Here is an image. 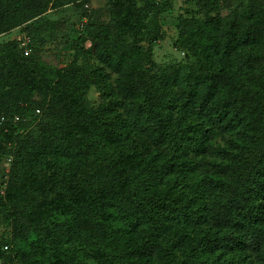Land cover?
<instances>
[{
    "label": "rangeland",
    "instance_id": "374dc122",
    "mask_svg": "<svg viewBox=\"0 0 264 264\" xmlns=\"http://www.w3.org/2000/svg\"><path fill=\"white\" fill-rule=\"evenodd\" d=\"M0 112L9 119L2 195L11 174L23 186L48 176L99 183L125 149L83 157L88 136L75 127L88 119L99 140L130 128L137 150L151 144L134 193L156 263L264 264V0H0ZM60 202L56 192L18 207L0 198V264L137 259L135 249H107L121 241L114 222L92 218L85 203L82 220L52 210ZM41 205L51 216L34 215Z\"/></svg>",
    "mask_w": 264,
    "mask_h": 264
},
{
    "label": "trees",
    "instance_id": "16d2710c",
    "mask_svg": "<svg viewBox=\"0 0 264 264\" xmlns=\"http://www.w3.org/2000/svg\"><path fill=\"white\" fill-rule=\"evenodd\" d=\"M53 1L59 3V5L70 3V0ZM84 1L85 0H74L70 5H80ZM149 1L152 4H156L154 0ZM162 2H164V0H162ZM24 39L25 37L23 41ZM181 46V43L178 42V48H181ZM34 62L33 60L28 61V67H30L34 82L35 84H44L45 79H42L40 76V73L34 66ZM149 95L151 98V94ZM236 99L241 102L248 100L254 110L258 109L257 101L255 100L256 102L254 104L253 98L246 93H236ZM150 101L151 104H155L156 102L155 99L152 98ZM36 109L40 112L39 108ZM1 115H4L7 119L4 123L0 124V129H3L8 125L9 119L5 113L0 112V116ZM89 119L93 121L91 122L92 124L95 123L96 127L99 126L93 117L89 116ZM88 122L89 120L87 119L86 125ZM86 125L75 127L78 130H85L88 136L84 144L80 145V150L84 152L83 157L99 155L104 148L110 149L116 144H118V146H123L125 149V153L118 157V166L114 170L103 175L101 174V178H104V180L95 184L93 181H88L83 178L72 177L70 179H54L48 176L34 178L23 186L16 183L19 175L11 174L6 184L4 194L2 195L0 192V198H4L12 207H18L22 205L26 198H33L52 192H56L57 194L61 193V195L66 197V202H60L56 204V206L52 203V210L56 208L63 212L72 210L78 215L77 220H82L85 217L81 214V203L89 204L92 207V218L98 215L103 221L114 222L113 224L118 230H112L111 233H120L119 236L121 241L119 243H114V245L108 242V250H117L120 253H125L127 249H135L134 252L138 253L137 259L130 264H157V255H154V251L151 249L152 246L149 244L152 233L147 228H141V225L138 223V220L145 219L148 216V209L143 203V199H138L137 194L134 193V190H137V185L140 186V183L136 181L137 176L135 173L139 171L147 172L150 170L149 164L152 160L148 159V149H150L151 144L146 143L140 151L137 150L136 141L127 138L128 134H131L130 131L132 129L130 128L129 130L124 129L118 132H106L104 133L103 139L99 140V138L96 137L100 136L98 134L94 137H90L92 136L91 131L87 127L88 125ZM209 138L210 134L206 135L203 142H206ZM78 140L79 139H76L74 142ZM144 156H147V158L145 159ZM33 208L36 217L43 218L51 216L47 214L46 208L42 205ZM161 208L165 209L166 205H161ZM124 222L127 227L124 230H120L119 224ZM125 236H127V238H125ZM122 243L128 245L129 248H125ZM121 250H125V252H121ZM126 254L129 256V253ZM124 256L125 254L121 256V259H125Z\"/></svg>",
    "mask_w": 264,
    "mask_h": 264
},
{
    "label": "built area",
    "instance_id": "2783aa9c",
    "mask_svg": "<svg viewBox=\"0 0 264 264\" xmlns=\"http://www.w3.org/2000/svg\"><path fill=\"white\" fill-rule=\"evenodd\" d=\"M72 1H74V0H70V3L69 4H72L73 2ZM75 1H79V0H75ZM154 2L156 3V4H159V3H161L162 2V0H154ZM28 39H24V42H23V44H24V46L26 47V41H27ZM29 50L30 49H28L27 47H26V49H25V52L27 53V52H29ZM36 112H39L37 109H36ZM7 119H6V117L4 116V115H1L0 116V124L1 123H4L5 121H6Z\"/></svg>",
    "mask_w": 264,
    "mask_h": 264
}]
</instances>
